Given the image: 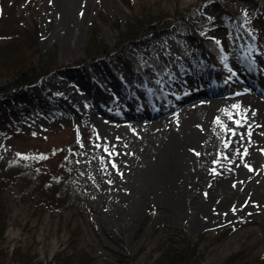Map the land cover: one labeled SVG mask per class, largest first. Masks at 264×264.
Segmentation results:
<instances>
[{
    "label": "rangeland",
    "instance_id": "1",
    "mask_svg": "<svg viewBox=\"0 0 264 264\" xmlns=\"http://www.w3.org/2000/svg\"><path fill=\"white\" fill-rule=\"evenodd\" d=\"M0 1V12L7 9L3 2L14 3L11 16L19 17L23 26L36 22L38 50L56 47L64 66L28 87L31 101L43 106L29 105L14 117L0 119V161L14 155L35 162L41 171H55L58 178L68 164V173L86 191V204L93 212L96 240L102 244L96 255L111 263L120 254L127 261L135 256L128 264H153L160 251L182 236L199 243L203 259L197 264H219L240 249L248 259L244 264L264 263V156L260 162L261 149L253 160L243 153L262 127L248 107L223 114L217 110L236 96L253 95L256 82L240 78V70L248 73L245 59L264 74V0H131L133 10L120 0ZM146 6H160L165 14H199L205 25L197 35L221 43L216 63L197 59L174 26L145 50L131 46L119 57L75 63L93 28L112 44L117 37L114 24L123 27L134 14L139 18ZM228 11L234 19L224 16ZM164 57L168 66L159 72L153 63ZM208 85L223 92L198 96ZM192 93L196 98L184 100L182 108L196 103L200 115L178 123L171 121V108L151 119L121 116L111 121L94 108L98 103L116 116L124 110L142 113L159 109L160 99H184ZM227 129L236 132L234 144L240 147L234 151L228 144L218 150L232 137ZM213 142L214 148L207 145ZM65 152L70 162L63 158ZM181 153L192 161L177 158ZM183 183L191 185L178 195ZM3 201L9 225L3 248L15 257L13 264L18 246L36 264H52L75 227L69 211L39 209L29 214L17 201L14 186L4 189ZM257 257L260 261L251 263Z\"/></svg>",
    "mask_w": 264,
    "mask_h": 264
},
{
    "label": "trees",
    "instance_id": "2",
    "mask_svg": "<svg viewBox=\"0 0 264 264\" xmlns=\"http://www.w3.org/2000/svg\"><path fill=\"white\" fill-rule=\"evenodd\" d=\"M120 1L130 9H134L131 0ZM3 3L7 5V9L0 12V22L3 20L2 27H0V119L2 120L14 117V114L21 112L29 105L43 106L31 101L29 91L27 92L28 87L33 83H38L41 77L55 74L59 68L64 67L58 62L56 47L45 52L38 50L36 22L32 21L29 27L23 26L19 17L15 18L16 21L13 15L11 16L15 11L14 3L10 5L7 2ZM190 13L187 10H177L174 13L165 14L160 6L156 10L146 6L141 8L139 18L134 14L133 20L124 23L123 27L114 24L117 37L112 44L99 37L98 30L93 28L82 57L75 63L86 64L99 57H119L127 50H131V46L141 51L145 50L148 44L160 41L161 37L168 34V29L174 26L180 30L181 39L191 46L197 59L215 64V58L221 53V43L207 36H198L197 34L203 30L205 20L201 21L197 13ZM3 15L5 19L1 18ZM224 16H229L230 19L235 18L229 11L225 12ZM167 63L165 57L155 58L153 65L159 72H162L168 66ZM45 93L47 101L51 103L52 97L47 92ZM23 126L28 129L26 124ZM66 153L63 158L70 162L71 158L66 156ZM64 167L65 173L63 172L62 177L58 178L55 176V171H41L40 165L35 162L21 161L14 155L5 156L4 160L0 161L1 263L13 264L11 258L15 259L14 256H7L3 248L5 233L9 227L3 191L14 186L17 188V201L29 214L39 209L69 211L70 225L75 227L71 230L68 243L54 254L52 264H114L96 255L102 244L97 243L96 240L97 232L92 218L93 212L86 204V191L68 173V164ZM84 227L85 229L82 230L81 228ZM170 239L175 240L174 236ZM198 245V242H189L182 236L177 242L160 251L153 264H197L202 253L198 251ZM13 251V255L18 257V261L14 260L15 264H36L33 256L26 250L22 251L20 246L15 247ZM242 251L240 249L230 252L221 259L219 264H244L248 259L242 255ZM134 258L135 256L129 257L127 261L126 257L119 254L115 264H128ZM259 259L254 258L251 263H258Z\"/></svg>",
    "mask_w": 264,
    "mask_h": 264
},
{
    "label": "bare ground",
    "instance_id": "3",
    "mask_svg": "<svg viewBox=\"0 0 264 264\" xmlns=\"http://www.w3.org/2000/svg\"><path fill=\"white\" fill-rule=\"evenodd\" d=\"M259 59L260 58L258 56V60ZM245 66H248V73H246L244 70L243 71L240 70L241 73L242 72L244 73V74L240 73V78H242V79H244L250 83L256 82V87H254L253 95L242 94V96H236L231 100L230 105L225 104L224 108L220 107L223 110V112L221 109H217V110L219 111V114H223L225 112H229L231 110V108H234L233 107L234 105H238L239 108L248 107L251 110L255 119L260 123V126L262 128L258 129V131L256 132L257 133L256 135H255V133H253L254 135L252 136V140H251L252 144L250 146H248V149H243L244 150L243 153L248 154L249 156H247V157L250 160H253V158L257 159V154L259 152L258 150L261 149L263 151V153L260 155V158H261L260 162H261L263 159L262 157L264 156V99H260L257 96H264V74L260 73L257 70L256 66L249 64V60L247 61L245 59ZM112 86L115 87L114 85H112ZM72 92L75 94V91L72 90ZM222 92L223 91L221 90V88L216 87V86H212V85H208V87H206L205 89L200 90V95H198V96L204 95V96L210 97L211 95L221 94ZM187 93L188 92H186L182 97H184ZM157 95L159 98L161 97V94L159 92H157ZM193 96H195V95L192 93L190 96H188L187 98H184V99L182 97L179 99L178 98H167L166 101L160 99L158 102V108L159 109H154V110L146 109L142 113L136 112L133 114L128 112L127 110H124L122 112V114H120L119 116H116L115 114H111V113H109V111H105V109H102L100 104H98V103H94V108L100 114H102V116H104L107 121L115 120V118H118L121 116L124 117L125 119H132V118H138L141 120H143L145 118L151 119V118L158 117L160 115L159 113L163 112L167 108H171V110H170L171 111L170 114L172 115L171 121L178 123L185 118L200 115L199 108H198V106H200V105H198L196 103L195 104H188V107L182 108L183 107L182 105L184 104V100L189 101L191 98L192 99L196 98V96L195 97H193ZM212 104H215V103H212ZM175 108H177V109H175ZM181 108H182V110H181ZM201 115H202V113H201ZM163 121H165V119ZM234 133H235L234 135H236V132H234ZM232 134H233L232 132L228 131L227 136L231 135L232 136L231 139H227L226 141H224L223 145H221L218 148V150H222L225 144H228L227 147L229 149H232L233 151L235 150L236 147H238V148L240 147L239 144H238V146L236 143L234 144L235 136ZM212 140H214V138ZM218 143H220V142L218 141ZM197 144L198 143H196L195 145H197ZM207 145H209V146L214 145L215 146V142L208 143ZM207 145H205V147H207ZM214 146L212 148H214ZM201 147H204V146H201ZM202 149L203 148H201L200 150H202ZM177 158L181 159L182 161L186 160V162L192 161L190 156H188L187 154H183V153H181V155H179ZM202 161L204 162V157H203ZM196 165H197V163H196ZM200 168L201 167H199V169ZM187 185H191V184L183 183L182 185H180V188L178 190V195L182 194V192L185 190V187Z\"/></svg>",
    "mask_w": 264,
    "mask_h": 264
},
{
    "label": "snow or ice",
    "instance_id": "4",
    "mask_svg": "<svg viewBox=\"0 0 264 264\" xmlns=\"http://www.w3.org/2000/svg\"><path fill=\"white\" fill-rule=\"evenodd\" d=\"M233 107H239L238 105H234ZM217 123H220V121H219V118H217V121H216ZM235 123H237V125H239V121H236ZM228 131H232L231 129H227ZM233 134H235L234 133V131H233ZM249 135H250V133H249ZM225 146H227V145H225ZM197 155H199V153H197ZM113 166H115V165H113Z\"/></svg>",
    "mask_w": 264,
    "mask_h": 264
},
{
    "label": "water",
    "instance_id": "5",
    "mask_svg": "<svg viewBox=\"0 0 264 264\" xmlns=\"http://www.w3.org/2000/svg\"><path fill=\"white\" fill-rule=\"evenodd\" d=\"M0 264H2V263H0Z\"/></svg>",
    "mask_w": 264,
    "mask_h": 264
}]
</instances>
